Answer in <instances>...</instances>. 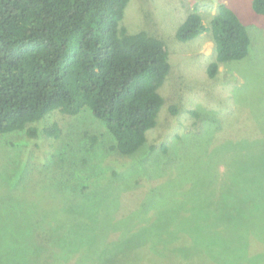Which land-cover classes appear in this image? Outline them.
<instances>
[{
	"label": "rangeland",
	"instance_id": "374dc122",
	"mask_svg": "<svg viewBox=\"0 0 264 264\" xmlns=\"http://www.w3.org/2000/svg\"><path fill=\"white\" fill-rule=\"evenodd\" d=\"M220 3L245 24L250 45L211 77L210 32L180 41L175 31L194 7L209 23ZM121 24L167 49L155 126L132 154L111 147L87 108L51 112L33 123V137L0 134V264H138L142 250H168L175 233L188 240L200 230L198 208L251 221V169L264 177V15L250 0H129ZM52 124L57 137L42 132Z\"/></svg>",
	"mask_w": 264,
	"mask_h": 264
},
{
	"label": "trees",
	"instance_id": "16d2710c",
	"mask_svg": "<svg viewBox=\"0 0 264 264\" xmlns=\"http://www.w3.org/2000/svg\"><path fill=\"white\" fill-rule=\"evenodd\" d=\"M128 2L0 0V134L24 131L33 137V123L51 112L76 115L87 108L120 153L132 154L145 144L163 103L158 88L170 63L161 39L144 30L128 32L121 24ZM250 4L264 15V0ZM205 31L214 42L211 77L218 64L247 54V27L226 4L218 5L207 24L194 7L175 37L185 41ZM170 110L178 109L173 104ZM42 132L57 137L59 128L47 125ZM161 149L167 145L161 143ZM198 209L193 220L200 230L189 231L188 240L175 233L168 250L155 244L142 250L145 261L138 264H264L263 176L251 169L250 222L219 220Z\"/></svg>",
	"mask_w": 264,
	"mask_h": 264
}]
</instances>
